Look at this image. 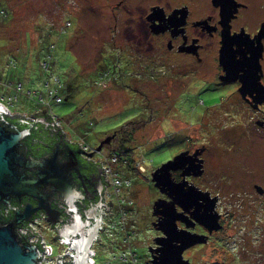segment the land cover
Segmentation results:
<instances>
[{"label": "flooded vegetation", "instance_id": "flooded-vegetation-1", "mask_svg": "<svg viewBox=\"0 0 264 264\" xmlns=\"http://www.w3.org/2000/svg\"><path fill=\"white\" fill-rule=\"evenodd\" d=\"M71 8L76 11L105 8L113 13L107 16L108 29L118 37L115 39L113 36L108 40L110 44L106 45L109 50L120 53L122 60L120 73L115 78L110 70L105 78L108 82L115 84L122 78L128 81L135 76L134 81L127 82L130 85L126 86L125 83L121 88L132 90L140 97L137 92L142 95L144 92L137 88L138 83L149 69L156 68L158 73L168 76V80L183 79L184 88H190L193 95H200L197 103L201 105L198 111L202 116H194L195 120L201 121L199 138L193 146L188 136L185 137L187 144L182 149L187 152L185 165L181 169L170 170L168 176L174 182L185 180L195 184L198 181L195 184L198 186L201 181L206 185L201 190L208 191L209 197L203 199L201 212L208 207L213 208L221 227L212 230L204 244L212 243L213 235L228 225L234 214L237 196L246 199L241 200L246 202L243 203L245 207L242 213L247 218L241 226H263L264 0H71ZM77 18L76 14L74 22ZM98 18L103 16L98 15ZM0 24L5 25L1 20ZM115 40L118 41L114 43ZM126 48H130L134 55L130 56ZM96 52L93 51L94 54ZM129 58L136 60L130 61ZM157 78L160 77L157 75ZM141 99L144 100V96ZM142 105L136 101L133 106L138 108ZM141 112L142 109H139L127 120L138 121L135 118H141L144 124L148 123L149 119L140 115ZM251 137L255 139H248ZM56 143V161L68 172L64 173L67 175L65 185L73 195L71 204L77 209L83 223L88 219L90 227L96 226V222L102 220L103 207L99 204L102 201L101 177L100 168L92 161L94 153L86 157L58 131H50L43 137L32 134L25 140L23 150L27 156L47 159L52 156ZM238 152L247 154L240 157L241 165L237 161ZM259 154L262 156L260 164L257 161ZM215 156H219V166L214 176H210L208 165ZM248 160L259 165L242 167L248 164ZM26 172L32 173L29 169ZM182 173H185L184 178ZM149 183L153 188L154 201L170 200L166 193L160 192L151 181ZM45 195L51 207L60 210L62 222L51 224L46 213L38 209L29 220L17 226L26 224L43 212L49 225H69L68 236L74 233L78 235L76 224L72 223L73 214L64 202L68 199L60 201L57 199L58 193L46 192ZM154 201L150 203L151 212ZM28 203L34 207L37 205L36 199L31 196L22 195L18 201L11 196L10 206L6 207L7 215H2V218H8L15 209L23 208ZM176 209L182 210L179 205H176ZM193 209L194 206H189V211ZM160 216L162 218L163 215L151 217V222ZM177 225L184 227L181 221ZM189 229L208 234L197 223ZM160 235L162 233L157 231V236ZM50 238L53 240L52 236Z\"/></svg>", "mask_w": 264, "mask_h": 264}, {"label": "rangeland", "instance_id": "rangeland-1", "mask_svg": "<svg viewBox=\"0 0 264 264\" xmlns=\"http://www.w3.org/2000/svg\"><path fill=\"white\" fill-rule=\"evenodd\" d=\"M0 4H3L7 10L3 9L0 12V17L5 21V25L0 24V62H5L8 55L14 65L11 70L17 72L22 84L19 89L15 86V91L14 86L11 85L15 80L11 78L13 82L5 83L3 91L0 86V96L3 94L10 96L14 93L17 95L15 102L17 104L11 107L13 112L22 113L24 112L22 110H26L31 114L42 111V105H47L57 117L64 119L65 126L69 128L67 131L71 135H74L75 131L82 134L86 125L91 122L95 124V128L93 135H90L88 130V140L93 145H97L100 139L111 135L112 132L108 135L105 133L110 128L121 126L124 122H126L124 133L130 130L134 133L136 149L131 156L132 168H126L124 171L125 175L133 178V183L124 194L133 201L136 210L133 221L135 233L131 234L128 240L133 244L140 261H146L150 256L148 247L153 244L152 239L157 236V231L151 226L153 215L150 211V203L154 201V193L149 183L150 173L182 146L181 143L186 136L192 145H195L201 129V121L195 120L194 117L202 116L198 111L201 105L197 103L199 99L197 97L200 95H193L190 88H184L183 79L168 80V76L158 73L156 68L149 69L146 76L138 83L137 88L144 92V95L137 92L140 97L132 90L125 91V88H121L125 83L126 86L130 85L127 82L134 81L135 76L130 77L128 81L122 78L115 84L108 82L107 79L99 80L97 85L96 81L102 74L103 68H109L117 75L120 73L122 60L120 53L109 50V46L106 45L110 44L108 40L113 36L115 39L118 37L108 29L107 16L113 14L110 9L93 8V10L76 11L71 8V0H0ZM76 14L78 18L74 22ZM98 15H102L103 18H98ZM68 20L73 22L71 28L66 26L70 24ZM116 41L118 40L114 43ZM111 44L113 45V39ZM126 49L130 56L134 55L130 48ZM93 51L98 53L94 54ZM34 58L36 63H33ZM129 60L136 59L129 58ZM8 72L9 69L6 68L1 75L5 78ZM117 75L114 74L115 78ZM157 75L160 78H157ZM57 77L60 80L57 94L61 97V101L52 99L48 94ZM46 81H48L47 87L43 86ZM65 85L70 94L65 91ZM11 89L13 92H10ZM34 90L40 92L38 94L34 92L31 99L22 94L24 91ZM142 96L144 100L141 99ZM157 97H159L158 101ZM174 98L176 99L173 102ZM136 101H140L143 105L134 107ZM139 109H142L140 115L149 119L148 123L144 124L141 118H135L138 121L127 120ZM72 128H75V131ZM102 148L109 151L113 149V144H104ZM145 149L148 158L144 162L145 168L139 169L136 164L142 158L141 152L144 153ZM243 156L247 154L238 152L239 165H241L239 159ZM260 157L262 156L259 154L257 159L259 164ZM218 158L219 156H215L209 163L208 175L214 176V172L218 170ZM263 162L264 160H261V163ZM258 163L248 160V164L242 167L251 168V165L257 167ZM195 184L197 185L198 181ZM200 185H198L200 189L206 187L201 181ZM241 200L246 199L237 196L232 219L220 232L213 235L218 244L197 243L183 252L185 259L192 264H264V224L261 227L241 226V223L247 219L242 213L245 207L243 203L246 202ZM40 224L46 239L53 245L54 253L48 258L49 262H53L63 250V246L51 240L52 234L43 227L49 224L46 219H41ZM98 234L99 232L97 238ZM122 239V236L117 235L111 240L108 231L102 232L101 241L93 244L96 264H107L109 260L111 264H123L112 257L121 253L119 242L122 243ZM126 247L127 245L123 244V248ZM87 263L89 264L88 258Z\"/></svg>", "mask_w": 264, "mask_h": 264}, {"label": "water", "instance_id": "water-1", "mask_svg": "<svg viewBox=\"0 0 264 264\" xmlns=\"http://www.w3.org/2000/svg\"><path fill=\"white\" fill-rule=\"evenodd\" d=\"M14 117L25 120L34 119V117L19 115L16 111L15 116H11L10 110L0 107V210L10 206L11 196L17 201L22 195L31 196L36 199L37 205L34 207L28 203L23 208L15 209L13 217L0 220V264H38L41 253L47 251L41 245L29 244L30 237L16 234L17 224L29 220L38 209L46 213L47 220L51 224L62 222L60 210L57 207H51V203L46 199V192L58 193L57 199L60 201L64 198L68 199L64 202L69 212L73 214L72 223L76 224L78 229V235L74 233L68 236L69 225H59L60 239L71 240V249H66V253L71 251L70 261L62 263V258H58L59 264H88L87 258L90 256L89 246L92 240L90 237L94 236L102 221L99 220L96 226L90 227V221L87 219L83 223L77 209L71 204L73 195L65 185L67 175L64 173L68 172L60 162L56 161L54 154L57 152L58 144H55L52 156L47 159L27 156L23 148L26 145L25 140L32 135L33 131L21 129L7 119ZM49 117L52 119L50 115ZM51 123L55 128L53 130L59 128L62 134V125H54L53 120ZM112 136L109 135L100 140L96 150L99 151L104 144H109ZM67 141L73 143L71 140ZM80 151L83 150L80 149ZM83 152L87 155L91 153ZM186 156L187 152L181 151L150 173L154 186L160 192L166 193L170 200L157 199L153 203L152 215L163 216L158 217L151 226L162 235L152 239L154 246L148 247L150 256L145 264H192L183 257V252L197 243H206L211 231L221 227L218 223V215L213 208L208 207L201 212L203 199L209 197L208 191H202L195 184L185 180L174 182L168 176L170 170L181 169L185 165ZM95 164L102 173H105L99 162ZM26 169L31 170L32 173H27ZM182 175L184 178L185 173ZM100 177L102 195L108 180L106 175L100 174ZM212 199L214 200V197ZM110 203V200L104 203L102 198L99 204H105L108 210ZM176 205H179L182 210L177 211ZM189 206H194V209L189 211ZM178 221L184 223L183 228L178 227ZM196 223L203 226L208 234L190 231L189 228L194 227Z\"/></svg>", "mask_w": 264, "mask_h": 264}, {"label": "built area", "instance_id": "built-area-1", "mask_svg": "<svg viewBox=\"0 0 264 264\" xmlns=\"http://www.w3.org/2000/svg\"><path fill=\"white\" fill-rule=\"evenodd\" d=\"M46 66V63L44 64V67ZM48 83V81L45 82ZM4 88L5 83L1 84ZM21 83H18L16 87L19 89L21 87ZM47 87V86H46ZM52 89L49 91V96L56 100L60 101L61 97L57 94V91L60 87V80L57 77L55 79V83L51 86ZM3 91V89H2ZM34 92L39 93L38 90L34 91H27L25 92L26 95L29 97L34 96ZM48 92V91H47ZM36 94V95H37ZM39 98V97H38ZM40 100V99H39ZM17 101V95L11 94L10 96H5L4 94L0 96V107H4L7 110H10L11 116H15V112L11 110V107L15 104ZM45 105H42L44 107ZM40 112V111H39ZM42 112H48V114L52 117L53 124L54 125H62V119L57 117L56 114H54L49 109L42 110ZM19 115L21 113L17 112ZM24 116L32 117L30 114H25ZM62 137L66 140H71L69 138V135L65 134L62 131ZM81 137V136H80ZM78 148L85 152H91L94 153V156L92 157V161L99 162L101 167L103 168V171L105 173H102L100 171V174L106 175L108 180L107 187L102 192V198L104 203L111 201V205L108 210H106L105 204H100V206L103 207V217L102 222H100V225L95 232L94 236L92 237L91 244L89 246V254L88 257L89 264H96V261L94 257H96V251L93 248V244L96 242L101 241V233L108 231V235L111 237V240L115 239L117 235H120L123 237L122 243L126 244V249L123 248V244L119 242V247L121 249H124L123 253L121 255H118V258H125L126 255L128 257H133L134 253L131 251V243L129 242L128 238L131 234L135 233L134 229V218L136 215V210L134 209V203L131 199H129L125 194L124 191L128 189L131 186V183H133V178L129 177V175H125L124 171L126 169V161L127 155L119 153L115 149H111L109 151H106L105 149H101L99 151L96 150V148L90 147L85 141L81 138L76 140H71ZM81 151L86 157L88 155ZM138 166L139 169H144L145 166L140 162L137 161L136 167ZM8 209L5 208L1 211L2 215L6 216ZM45 219V214L43 212L36 215L33 220L26 222V224H21L18 226L17 235L20 236H26L30 237L28 243L29 244H37L41 245L46 248L47 251L42 252L38 264H59L58 258H62V263H66L70 261L71 257V251L66 253V249H71V240L68 239H60L59 236V225L55 224L54 226L47 225V227L43 226L50 234H52V241H56L59 245L63 246V250L58 254L56 258L53 259V262H49V257L53 255L54 248L51 243L46 239L44 233H41V224L40 220ZM97 232L98 238L96 237ZM133 245V244H132ZM116 257V256H114ZM107 264H111L108 262Z\"/></svg>", "mask_w": 264, "mask_h": 264}, {"label": "trees", "instance_id": "trees-1", "mask_svg": "<svg viewBox=\"0 0 264 264\" xmlns=\"http://www.w3.org/2000/svg\"><path fill=\"white\" fill-rule=\"evenodd\" d=\"M3 9L5 11H7L3 6H0V12ZM0 18H1V22L3 24H5L4 23L5 22L4 19L2 17H0ZM68 22H70V24L69 25H66V26L68 28L69 27L71 28V26L73 25V22L71 23L70 20H68ZM46 57L47 56H45V58ZM32 60H33V63L34 62L36 63V59L35 58L32 59ZM16 62H18V61L16 60ZM6 68L9 69V72L6 74V77L4 78L1 75V73H3ZM12 68H14V65H12V62L10 61L9 56L7 55V60L5 62L4 61L0 62V86H1V89H3V87H2L1 84L8 83V82H13V81H11V78H14V80H15L13 83H11V85L14 86L15 91H16L15 86L18 84V82L21 83V81L18 78L17 72L15 70L12 71L11 70ZM109 74H110V69L109 68H103L102 69V74L99 76V79L96 81V84L97 85L99 84V80L100 81L105 80V78H107V76ZM113 74L117 75L115 71H114ZM70 84H71V82L68 83V85H70ZM43 86H45V85H43ZM65 88H66V85H65ZM69 88H71V87H69ZM100 90H101V88L99 87V91ZM65 91L66 92H69L67 90V88H66ZM10 92H13V90L11 89ZM22 94L24 96H26L27 98H30L31 99V97H29L28 95H26L25 91ZM69 94H70V92H69ZM35 96H37V95H35ZM37 100L39 101V98H37ZM16 104L17 103H15V105ZM45 109L48 110L49 107L47 105H45L43 107V110H45ZM22 111L27 112L26 110H22ZM27 114H29V113L27 112ZM30 116L34 117V119L25 120V119H22V118H19V117L7 118V119L10 120V121H12L14 124H16L17 127L21 128V129H29V130L33 131L32 132L33 135L38 134V135H41L43 137L45 133H48L50 131H58L59 133H61V130H58L59 128L57 130H53L55 128L53 127V125L51 123L52 122V119L49 117L48 112H45V113L42 112V111H40V112H33V113L30 114ZM125 123L126 122H124L121 126H118V127H115V128H110L105 133H106V135H108L110 132H112L111 135H113V136H112L109 144H113V149H115L119 153H122V154L127 155V157H128L127 160L128 161H126V168H132L131 165H130L131 162L133 161V160H131V156L135 152V149H136V141L134 142V140H133L134 139V133H132L131 130L128 131V132H126V133H124V130L126 129L124 127V124ZM92 124L93 123L89 122V124H87L86 127L84 128V132L82 134H79V131H75V128H72L75 132H74V135H71L67 131L69 129L68 126L67 127L65 126L64 119H62V131L66 135L68 134L70 136L69 138L71 140H76V139H79V138L81 139L82 138L85 141V143H87L90 147L96 148V146L98 144L97 145H93L88 140V136H89L88 130L90 131V135H93L94 134L95 124H93V125ZM91 126H92V129H91ZM91 130H93V131L91 132ZM61 135H63V134H61ZM100 140H102V139H100ZM181 144H182V146L179 147V149L175 152L176 154H178L181 151H185V150H182L185 147V144H187L185 138H183V142ZM73 146H75L78 149V151L80 150L76 145H73ZM145 151H146V149H145ZM145 151H144V153L141 152V157L142 158L140 159V162L143 165H144L145 160L148 158L147 155H146V153H145ZM96 198H97V196H96ZM1 211L2 210H0V220H8L9 218H11L13 216V214L10 213V215H9L8 218L3 219L2 218ZM70 221H71V219H70ZM66 222H69V220L66 221ZM212 240H213V243L218 244L214 238ZM219 247H223V245H219ZM123 251H125V250L122 249V251H121V253L119 255H121L123 253ZM131 251L134 253V256L131 257V258L128 257L127 255H126V257L124 259L123 258H118L117 257L118 255H113L112 257L115 258V259H117V260H120L123 264H145L146 261L149 259V257H148V259L146 261H140V258L137 256L136 252L134 251V248H133L132 244H131ZM114 256H116V257H114ZM109 262H110V260H109Z\"/></svg>", "mask_w": 264, "mask_h": 264}, {"label": "bare ground", "instance_id": "bare-ground-1", "mask_svg": "<svg viewBox=\"0 0 264 264\" xmlns=\"http://www.w3.org/2000/svg\"><path fill=\"white\" fill-rule=\"evenodd\" d=\"M55 54H56V52H55ZM53 57V56H52ZM55 60V59H54ZM55 70V69H54ZM47 86V85H46ZM20 115H23L24 116V112H22ZM70 137V136H69ZM146 152V151H145ZM186 158V157H185ZM186 160H187V158H186ZM150 181H151V176H150ZM152 182V181H151ZM153 183V182H152Z\"/></svg>", "mask_w": 264, "mask_h": 264}, {"label": "clouds", "instance_id": "clouds-1", "mask_svg": "<svg viewBox=\"0 0 264 264\" xmlns=\"http://www.w3.org/2000/svg\"><path fill=\"white\" fill-rule=\"evenodd\" d=\"M101 149H103V148H101ZM101 149H100V150H101Z\"/></svg>", "mask_w": 264, "mask_h": 264}]
</instances>
